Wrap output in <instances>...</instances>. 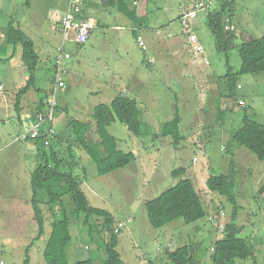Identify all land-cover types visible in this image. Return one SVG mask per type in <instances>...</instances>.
<instances>
[{"label": "rangeland", "instance_id": "rangeland-1", "mask_svg": "<svg viewBox=\"0 0 264 264\" xmlns=\"http://www.w3.org/2000/svg\"><path fill=\"white\" fill-rule=\"evenodd\" d=\"M86 1L93 4L87 8L88 19L98 28L87 44L78 45L72 40L73 36L68 35L63 47L60 23L67 0H0V86L4 85L0 92V263L24 264L29 248L30 264H46L43 252L53 220L42 206L46 231L35 240L39 228L32 208L31 177L40 160L34 143L24 144L16 139L29 128L31 121L25 116L31 112L32 99L43 97V89L49 85L42 87L37 82L24 98V111L16 110L18 89L26 84L29 72L22 61V45H8L7 27L12 25L16 32L33 41L34 50L39 54L35 76L42 80L48 78L49 83L54 82L55 61L62 48L71 55L64 63L67 89L60 95L55 123L63 141L55 149L63 160L62 170L69 169L68 162L74 165V176L90 204L109 211L117 224H124L117 250L125 264H171L166 250L186 245L194 249V256L203 264H211V248L224 236L226 225L232 221L241 228L239 236L249 240L257 263L264 264V161L233 141V135L243 127L245 114L264 124V72L239 74L238 50L224 53L216 49L208 17L219 5L214 2L209 9L200 11L185 28L180 23V15L189 9L196 10L194 0H144L142 4H139L142 0L136 1L134 5L143 12L142 27L148 28L142 32L146 45L143 49L130 30L136 23L116 9L96 7L97 0ZM200 1L211 0H198L197 4ZM235 11L237 44L264 37V0H237ZM114 22L123 29L111 28L116 27ZM152 32L158 36H152ZM192 34L205 50L207 65L193 54ZM163 36H167L166 45L172 47L156 50L155 44ZM174 38L181 41L187 55L200 67V86L199 79H188L195 87L190 94L193 101L189 104V92L185 93L183 84L164 72L163 57L169 52L175 53V42H170ZM128 54L134 58L133 64ZM151 59L155 60L154 64H149ZM119 71L143 73L150 97L143 93H120L126 88L114 83L115 73ZM229 72L242 87L236 88L235 98L228 89ZM39 89L42 91L38 92ZM118 95L138 103L151 133L137 137L114 121L108 128L110 134L117 138L119 150L133 152L136 161L125 169L100 176L95 163L75 143L69 123L77 119L94 128V108L111 103ZM177 114L181 117L182 135L178 143L172 136L159 135L163 124ZM182 168L183 174L173 175ZM231 174L236 183L235 200L208 189L209 177ZM186 178H191L198 186L207 219L194 225L179 219L154 228L147 218L145 202ZM66 201L69 202V198ZM94 224L98 227L92 226V230L88 226L72 227L71 262L95 254L107 258L100 231H104L103 220L95 218ZM97 264H101L100 259Z\"/></svg>", "mask_w": 264, "mask_h": 264}, {"label": "trees", "instance_id": "trees-1", "mask_svg": "<svg viewBox=\"0 0 264 264\" xmlns=\"http://www.w3.org/2000/svg\"><path fill=\"white\" fill-rule=\"evenodd\" d=\"M138 0H105L107 7H113L124 14L134 23L139 21L138 9L134 2ZM237 0H216L219 8L208 17V27L215 37L216 49L219 52L229 53L237 49L241 58L239 74L256 75L264 72V37L248 40L237 44L235 28L227 30L231 22L234 5ZM212 4V2H211ZM210 4V6H211ZM183 15L180 17V23ZM230 24V23H229ZM9 46L23 47L22 61L27 67L29 76L26 84L18 89L15 108L18 112L24 111V98L36 85L35 72L39 61V54L34 50L33 41L23 34L16 32L12 25L7 27ZM144 38V37H143ZM229 84L230 96L235 98L238 85L232 79V74L226 76ZM54 87V82H50ZM52 89L44 90V96H38L39 103L43 106L44 99L51 97ZM42 90L39 89L38 92ZM41 98V99H40ZM34 102V101H33ZM143 111L138 103L123 95L116 96L109 104H99L93 110L94 128L87 122L77 119L70 120L69 128L75 143L95 163L98 174L106 176L118 170L125 169L136 161L133 152H123L118 148V140L110 134L108 128L114 121H118L128 128L137 137L147 136L151 133L150 126L144 122ZM181 117H176L163 124L159 134L162 137H174L178 143L181 139ZM61 131L56 136L51 146L46 147L42 138L34 142L40 163L31 177L33 192L32 208L39 232L35 240L44 236L46 231V218L43 208H47L53 220L51 232L47 240L43 255L46 264H125L118 252L119 235L124 228L123 223L116 222L112 213L105 209L93 207L79 182L75 178L74 165L69 163V169L62 170L63 160L59 159L55 147L62 144ZM158 135V136H159ZM156 136V137H158ZM67 141V140H66ZM233 141L247 148L260 161H264V124L253 119L249 114L243 118V127L233 135ZM69 147L72 146L69 144ZM49 150V151H47ZM185 170L174 171L173 175L183 174ZM235 177L231 175L211 176L207 180V187L211 192L234 199L233 190L236 187ZM69 198V202L66 201ZM235 200V199H234ZM43 206V208H42ZM147 218L154 228H162L179 219L187 225H194L207 219V211L198 186L191 178H186L159 196L148 200L144 205ZM223 213V212H222ZM95 218L103 220V234L106 259L96 257L97 254L84 260L71 262L70 253L74 235L72 227H93ZM235 220V219H234ZM123 224L122 227H119ZM93 226V227H92ZM98 227V226H97ZM97 231V230H96ZM241 228L235 221L229 222L224 231V236L217 240L212 249L211 264H236L252 261L258 264L249 240L239 236ZM92 235V239L95 241ZM166 254L171 264H203L202 260L194 256V249L188 245L167 249ZM24 264H30L29 248L26 249Z\"/></svg>", "mask_w": 264, "mask_h": 264}, {"label": "built area", "instance_id": "built-area-1", "mask_svg": "<svg viewBox=\"0 0 264 264\" xmlns=\"http://www.w3.org/2000/svg\"><path fill=\"white\" fill-rule=\"evenodd\" d=\"M211 1L208 3L200 2L196 6V10H191L185 13L181 19V25L188 28L191 21L197 18L198 13L203 10L209 9ZM62 32L64 33L63 47L68 40V35H72V40L78 45H85L88 43L93 32L98 28V25L85 17V0H67V9L63 15L60 23ZM227 30H233L232 25L226 26ZM138 45L145 49L143 35L136 37ZM190 42L195 55H201L204 53L203 46L199 43V40L195 34L190 36ZM71 58V55L63 50L56 57L54 66V87L51 97L44 99L43 106L38 103L37 108L34 110V114L27 115V119L31 121L27 131L22 132L16 139L17 142L24 144L34 143L38 139L42 138L44 145L49 147L52 145L53 140L59 134V130L55 127L57 112L60 107V95L67 88L64 81V63ZM150 64L154 63V60H149ZM241 88V86H238ZM4 85L0 86V92H3ZM32 91V90H31ZM30 91V92H31ZM29 92V93H30ZM28 93V94H29ZM241 105L243 101H240ZM35 108V106H34ZM2 114L0 112V119ZM120 224L119 227H122ZM0 264H4L3 262Z\"/></svg>", "mask_w": 264, "mask_h": 264}, {"label": "crops", "instance_id": "crops-1", "mask_svg": "<svg viewBox=\"0 0 264 264\" xmlns=\"http://www.w3.org/2000/svg\"><path fill=\"white\" fill-rule=\"evenodd\" d=\"M104 1L105 0H101V1L97 0L95 6L96 7H99V8L100 7H105V8H112L113 10L116 9V8H113V7H107L105 5V2ZM143 1L144 0L140 1L139 4H142ZM194 1H195L194 4L197 5V1L198 0H194ZM97 2L98 3L99 2H102V3H101V5L99 3V6H98ZM200 2H202V1H200ZM211 2L213 4L214 2H216V0H211ZM85 3H86L85 4V17L88 19V16L86 14V11H87V8H89V6H92L93 4L87 2L86 0H85ZM236 3H237V1H236ZM134 4H135V2H134ZM235 5H234V11H235ZM134 6H136V5H134ZM136 7L138 9V19H139V21L136 22V25L137 26L134 24V27H130V30L132 31L133 35L135 34V36L137 37L140 34L143 35L142 34L143 30L147 31L148 28H145L144 29L142 27L143 26V21L141 19V15H142L141 13H143V12H140L139 11V7L138 6H136ZM66 9H67V4H66L65 12H66ZM189 10H191V9H189ZM188 11L183 12L180 15V17L182 15H184L185 13H188ZM235 14H236V11L232 15L231 22L229 20H227V19H226V22L228 23V25H232L235 28V30H237L238 27H237V23H236V15ZM112 22L113 21H111L110 24ZM115 25H116V27H111V26L110 27L113 28V29H115V30H121L122 26L117 25L116 23H115ZM157 34L158 33L152 32V36H158ZM7 37H8V30H7ZM166 38H167V36H163V38L160 37V40L161 41H158V42L156 41L157 42V44H155L156 50H160V51H163L164 50L165 51L166 49H168V50L170 49V48H168V46L170 44L168 46L166 45V42H167L165 40ZM91 39H92V36H91V38L89 39L88 42H90ZM136 41H137V39H136ZM170 42L171 43H174L175 42V47L173 46V49L175 50V53L173 52V54H171L169 52L168 55L167 54L164 55L163 58H164V62L166 63V65L164 67V72H165V74H166L167 77H175L176 79H178L180 81V83L183 84V88H184L185 93L187 91L189 92V97H188V100H189L188 104H189L190 102L193 101V99L191 98L192 96H190V94H191V91L195 89V87L193 86V84L191 82L188 81V79H191V78H197V79H199L200 78V72H199V68L200 67H199L198 64H196V63H194L192 61L191 57H189L187 55L186 48L183 47L181 41L178 38H174V40L173 41H170ZM170 47H172V45H170ZM128 56L131 59V62L133 64L134 63V58L130 54H128ZM196 56L200 59L199 62L207 65L206 64L207 58L205 56V50H204V53L203 54L196 55ZM154 63H155V60H154ZM136 64H137V61H136ZM115 75H116V78H115V82L114 83L116 85L119 84L120 85V88H126V89H121L120 90V93H125V94L126 93L127 94H130V93H143L144 95H147L148 97H150L149 96L150 94L147 93L146 84H144L145 77H144L143 73H139L137 71L136 73L131 72V73L122 74L119 71V72H116ZM49 80L50 79H48V78L46 80H42L41 78H39L38 76H36V83L37 82H40L41 85H42V87H45L46 85H49V87L47 89H43V90H48L49 91L50 89H52L53 86L49 83ZM124 80L127 82L126 84H124V82H123ZM198 85L200 86V79H199ZM66 89H65L64 92H66ZM35 98L36 97H34L32 100L35 101ZM36 102L39 103V99L36 100ZM34 106H35V108H34ZM36 108H37V104H34V102H32L31 112L28 113L27 115L29 116V114H32V113L34 114V110ZM20 113H22V112H20ZM27 115L25 116V118L27 117Z\"/></svg>", "mask_w": 264, "mask_h": 264}]
</instances>
